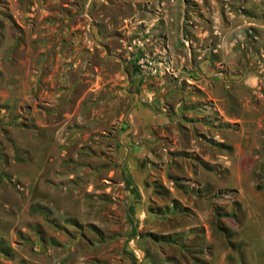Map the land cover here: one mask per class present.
<instances>
[{
    "label": "rangeland",
    "instance_id": "rangeland-1",
    "mask_svg": "<svg viewBox=\"0 0 264 264\" xmlns=\"http://www.w3.org/2000/svg\"><path fill=\"white\" fill-rule=\"evenodd\" d=\"M127 1L0 0V264H264V0Z\"/></svg>",
    "mask_w": 264,
    "mask_h": 264
},
{
    "label": "crops",
    "instance_id": "crops-1",
    "mask_svg": "<svg viewBox=\"0 0 264 264\" xmlns=\"http://www.w3.org/2000/svg\"><path fill=\"white\" fill-rule=\"evenodd\" d=\"M118 9L123 19H129L133 13V6L127 0H118ZM262 1V0H261ZM97 34V33H96ZM67 97L73 101L75 95L70 93H56L54 96V109L42 110L38 116L33 112L28 116V122L25 127L21 128H56L57 135H61L66 128H76L75 124V108L73 104H63ZM46 105H50L46 103ZM77 124H78V120ZM23 144H21V147Z\"/></svg>",
    "mask_w": 264,
    "mask_h": 264
}]
</instances>
